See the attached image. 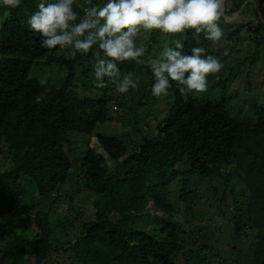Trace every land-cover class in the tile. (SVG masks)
<instances>
[{"label": "trees", "instance_id": "obj_1", "mask_svg": "<svg viewBox=\"0 0 264 264\" xmlns=\"http://www.w3.org/2000/svg\"><path fill=\"white\" fill-rule=\"evenodd\" d=\"M39 2L21 0L0 22V264H33L29 257L36 264H264V94L235 106V95L225 92L234 77L248 85L262 83L254 66L264 71V8L262 18L250 3L251 16L243 9L238 17L242 29L232 25L226 31L225 21L244 2L237 0L234 7L226 0L219 47L203 37L198 45L189 33L185 54L204 47L223 67L208 77L207 91L199 96L185 100L173 85L161 97L168 104L163 114L156 112L161 98L151 95L154 79L146 66L132 61L119 65L122 75L137 82L121 94L110 82L95 87L93 55L72 59L66 51L41 47L43 38L26 25ZM81 3L88 6L86 0H77ZM242 30L257 45L238 58L233 51L241 50L230 45L241 40ZM141 42L148 55H155L163 40L155 32ZM260 48L262 53L257 52ZM45 77L49 83L41 87L39 79ZM46 88L51 91L45 94ZM112 104L117 111H133L130 125L141 138L127 140L97 130L99 123L117 117L118 112L109 115ZM246 108L247 115L240 117ZM73 158L77 176L71 173ZM217 174L224 182L222 193L213 186L219 207L225 204L234 211L227 208L230 216L217 213L218 219L212 205L197 206L192 186V180L204 183ZM65 182L75 194H94L93 200L63 197L70 211L81 210L77 219L68 214L60 218L56 209L61 200L56 187ZM179 182L183 188L170 197ZM48 200V208L41 207ZM32 226L35 238L29 236ZM109 229L120 230L122 239L135 244L109 243ZM216 234L222 235L221 242ZM62 251L79 258L53 259Z\"/></svg>", "mask_w": 264, "mask_h": 264}, {"label": "clouds", "instance_id": "obj_2", "mask_svg": "<svg viewBox=\"0 0 264 264\" xmlns=\"http://www.w3.org/2000/svg\"><path fill=\"white\" fill-rule=\"evenodd\" d=\"M86 3L88 6L77 4V0H40L38 10L28 16L26 25L43 38L41 47L49 51H66L72 59L78 55H93V83L97 88H104L110 82L121 94L134 89L137 82L131 75H122L119 67L132 61L151 71L153 97L167 96L175 85L187 100L190 95L205 93L208 77L219 73L223 67L215 56L206 54L204 47H192L190 54H185L184 41L191 32L198 45L203 37L211 45L221 46L224 31L220 22L227 10L226 0H102L98 4L86 0ZM20 5L21 0H0V22L11 15L10 10ZM233 18L228 21L236 19ZM155 32H159L163 43L157 54L148 55V49L141 41ZM48 83L46 77L39 79L41 87ZM216 89L215 93L219 90ZM48 91L51 89L46 88L45 94ZM43 98V95L37 96L36 102ZM116 112L117 109L109 115L116 117ZM104 154L113 166L115 161L108 158L106 151ZM114 216L117 218L120 214L115 212ZM33 228L29 232L31 238L37 233ZM107 238H110L109 243L135 244L131 238L122 239L118 229H109ZM31 258L29 260L36 264V258Z\"/></svg>", "mask_w": 264, "mask_h": 264}, {"label": "rangeland", "instance_id": "obj_3", "mask_svg": "<svg viewBox=\"0 0 264 264\" xmlns=\"http://www.w3.org/2000/svg\"><path fill=\"white\" fill-rule=\"evenodd\" d=\"M230 1H232V4L234 5V7L236 6V2L237 0H228V3H230ZM256 1L258 0H244L243 5L241 6L240 10L238 11V17L241 16V12H243V9L245 11V13H247L248 15L251 16L252 14V9L254 8L253 5H250V3H253L255 5ZM263 8H264V0L263 2H261ZM258 9H256V13H257ZM237 17V14L234 16L233 19H235ZM237 19V18H236ZM241 21L242 19L238 18L237 20L229 23V21H225V23L223 22V20H221V23H224L227 26H224L223 29L228 31V26H232L234 25L233 28H241ZM221 27L223 25H220ZM242 29V28H241ZM225 31V32H226ZM241 40H239L236 43H232L230 45V47H232V49L238 48L241 50V52H237V49L233 51V53H235L234 57H238V58H242L245 56H248L250 53L254 52L256 50V42L251 41L250 40V36H248V34H244L243 35V30L240 33ZM243 40V42H242ZM157 49H161L159 46H156ZM257 52L262 53L263 52V48H260ZM253 55V54H252ZM220 59V57H219ZM263 64V60L261 59L259 65ZM255 70H256V74L258 76V80L261 81L262 83H253L251 85H248V83L246 81H243V78L238 80V78H233L232 81L230 82V84L226 85V90L225 92H230L231 94L235 95L232 99L231 104L235 105V106H239L241 105L242 101L244 99H257L259 98V96L261 94H264V71L259 72V67L258 66H254ZM249 87L252 88V90L249 89ZM217 90V89H215ZM132 105V104H131ZM155 107L157 108L156 112H159L160 110L163 111V114L165 113L168 104L166 102V99L161 98L160 101L155 105ZM115 105H112V109H111V115L112 111H115L116 109ZM141 110V111H140ZM138 112L142 113L145 111L144 109H140ZM249 108H246L241 114L240 117H243L245 115H247ZM119 113H120V117H119ZM117 119L113 120V121H106L105 123H99L97 126V130L107 134V135H118L124 139L130 140L131 138H141V134L139 132H136L130 125V121L135 118L133 111L126 110V109H119L118 110V114H117ZM149 119H152V116H148ZM96 143V137H94L91 141L92 145H95ZM108 164L110 165L111 162H108ZM78 169V163L74 160L73 158V168L71 169V173L72 175L75 174L76 176L78 175L79 172H77ZM235 170L234 168H231L230 171ZM229 171V169L224 170L222 174H227V172ZM208 181L205 180V182L203 183L202 180H192V186L193 188H196L197 190V196H196V203L197 206L201 209H206L208 208L209 205H212L213 207H215L214 209H212L210 207V210L216 213V219H218V217L220 216L219 214H222V217L224 216H230V214L226 215V209L229 208L227 207L225 204H222L221 207L220 204L221 202L218 201V198L220 197L218 195V193H222L223 189H224V182H223V177L221 175H215L212 176ZM243 184V181L241 182ZM198 184V186H197ZM213 186H215L216 188H219V192H215L213 189ZM198 187V189H197ZM183 185L179 182L177 183L171 190L170 193V197H174V196H178L179 194V189H182ZM58 192L59 193V197L61 198L60 202H59V206L56 207V209L58 210V214H60V218L64 217L66 214L70 215L72 218L77 219L80 216V212L81 210H74V211H70L69 206L70 203L66 200H64L63 197H70L72 196L74 198L75 201H78V198L81 197L84 200H93L94 195L91 192H82L80 194H75V191L73 190L72 186H70L69 183H61L56 187V191L55 193ZM50 205V200L46 201L44 204L41 205L44 206L46 209L48 208V206ZM231 206V205H230ZM197 207V208H198ZM85 208V207H83ZM209 210V209H208ZM229 210L231 212H234L232 208H229ZM161 212H157V214H160ZM212 213V212H211ZM219 213V214H217ZM57 214V215H58ZM195 215H197L198 218H200L202 215L199 212H194ZM58 218V217H57ZM85 216H82L81 219H84ZM192 220V219H191ZM222 220H220L219 222H217V224H215V227H219L221 225ZM226 229V226H224V230ZM60 230V228L58 229V231ZM223 237L224 234L222 233ZM222 235L221 234H216L215 235V239H218L219 242H221L222 240ZM35 236V232L33 233L32 237ZM80 246V244H79ZM60 256H56V253L53 254V259H57L62 261V259L66 256L71 257L74 256V258L78 259L79 256L78 254H76L73 251H70V253H65V251H62L60 253H58ZM30 260H32L31 257H29ZM52 261V260H50ZM53 262V261H52ZM51 262V264H52Z\"/></svg>", "mask_w": 264, "mask_h": 264}, {"label": "crops", "instance_id": "obj_4", "mask_svg": "<svg viewBox=\"0 0 264 264\" xmlns=\"http://www.w3.org/2000/svg\"><path fill=\"white\" fill-rule=\"evenodd\" d=\"M261 2H263V0H258V4H256L255 3V11H256V9H258V13L260 12V10H262V8H263V6H262V4H261ZM261 12H263V11H261ZM239 13V12H238Z\"/></svg>", "mask_w": 264, "mask_h": 264}, {"label": "water", "instance_id": "obj_5", "mask_svg": "<svg viewBox=\"0 0 264 264\" xmlns=\"http://www.w3.org/2000/svg\"><path fill=\"white\" fill-rule=\"evenodd\" d=\"M259 15L262 17V15H261V11L259 12ZM225 16V15H224ZM263 18V17H262Z\"/></svg>", "mask_w": 264, "mask_h": 264}]
</instances>
